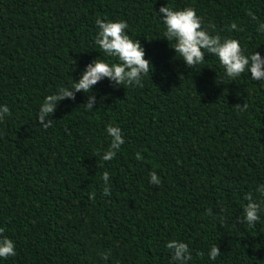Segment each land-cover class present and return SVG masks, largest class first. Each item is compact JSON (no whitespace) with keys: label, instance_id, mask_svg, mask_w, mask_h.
Returning a JSON list of instances; mask_svg holds the SVG:
<instances>
[{"label":"trees","instance_id":"16d2710c","mask_svg":"<svg viewBox=\"0 0 264 264\" xmlns=\"http://www.w3.org/2000/svg\"><path fill=\"white\" fill-rule=\"evenodd\" d=\"M166 5L193 7L214 34L264 54V0H0V105L10 108L0 121V227L16 243L0 264H170L171 239L189 243L190 264H264V212L243 221L249 194L264 202V82L226 78L212 55L185 66L161 37ZM97 17L128 22L152 76L143 87L104 79L94 110L78 92L45 128L43 99L103 55ZM109 125L124 144L104 161ZM214 245L221 254L211 261Z\"/></svg>","mask_w":264,"mask_h":264},{"label":"clouds","instance_id":"9594fccd","mask_svg":"<svg viewBox=\"0 0 264 264\" xmlns=\"http://www.w3.org/2000/svg\"><path fill=\"white\" fill-rule=\"evenodd\" d=\"M160 19L164 25L162 32L171 48L175 51V58L181 59L188 68H197L204 61L206 55L218 58L220 66L224 69L226 78L235 81L241 74H251L253 81L264 82V54L255 49L249 51L246 45H242L237 38L214 34V25L204 26V21L193 7L172 8L161 6L159 9ZM248 15L256 20L255 13L250 9ZM98 33L95 44L102 52V56L89 63L80 73L78 80L68 86H60L54 92L48 94L42 101L38 111V122L48 128L53 124L51 117L54 115L60 103L66 99L75 100L78 92L88 94V100L84 104L89 111L95 109L97 96L94 86L98 82L108 79L116 86H139L143 87L144 78L153 73L154 65L150 58H146V51L141 41L129 34V24L126 20H105L97 17L95 20ZM229 31L237 30L239 27L233 23ZM259 33H264V23L257 26ZM110 58H116L118 62H112ZM247 108V104L242 105ZM10 108L7 104L0 105V121H3ZM111 137V143L102 159L110 161L117 155L118 150L124 144L123 130L119 126L109 125L106 128ZM139 155L137 159H139ZM105 196L111 195L112 182L110 173H103ZM150 183L159 185L161 179L157 172L150 173ZM256 192L264 196V184L256 188ZM95 192L90 198L95 199ZM247 204L243 209V221L249 225H255L262 219L264 212L262 203L253 198L251 194L247 197ZM171 252L170 264H190L193 259L189 243L180 239H171L166 243ZM221 251L218 246H212L208 252V258L216 261ZM16 255L15 240L5 234V229L0 227V259H7ZM110 253L102 254L107 261Z\"/></svg>","mask_w":264,"mask_h":264}]
</instances>
